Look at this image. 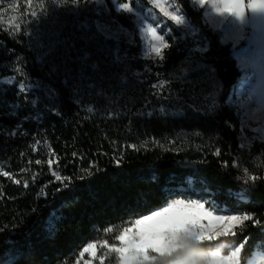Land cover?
Wrapping results in <instances>:
<instances>
[{
    "label": "trees",
    "instance_id": "1",
    "mask_svg": "<svg viewBox=\"0 0 264 264\" xmlns=\"http://www.w3.org/2000/svg\"><path fill=\"white\" fill-rule=\"evenodd\" d=\"M104 1L109 17L134 29ZM176 1L205 48L172 29L163 59L149 60L137 38L116 44L100 35L84 0H0V76L34 86L0 87V261L14 250L16 264H76L87 244L117 247L135 219L179 197L251 217L218 238L243 245L240 264L264 249V142L242 145L227 102L242 73L202 12ZM188 175L203 191H185ZM52 213L63 218L49 234ZM150 256L143 264L173 261L172 253ZM98 258L120 263L106 250Z\"/></svg>",
    "mask_w": 264,
    "mask_h": 264
},
{
    "label": "rangeland",
    "instance_id": "2",
    "mask_svg": "<svg viewBox=\"0 0 264 264\" xmlns=\"http://www.w3.org/2000/svg\"><path fill=\"white\" fill-rule=\"evenodd\" d=\"M84 1H86L94 9L95 14L98 16L96 20V28L100 35L107 40H112L116 44L121 42L131 44L134 42L135 38H137L140 43V54L145 59L154 60L159 58L150 51L151 46L153 44H158L159 41L149 35L147 30V27L149 26L156 30L157 36L164 37V43H166L165 38L168 35H172V29H174L183 39L189 38L194 42H199L200 44H198V46H200V51H203L205 48L206 43L204 42L201 44L197 29L187 19L184 11L176 0H166V4L171 6V11H175L177 15L182 18V23L179 25H175L171 21L167 20V18L163 17L159 13L158 9H155L148 4V0H143L144 3L140 0H111L115 12L128 17L132 21L134 26L133 30L122 27L109 17V9L107 8L104 0ZM187 1L190 3L192 9L202 12L204 23L214 32V34L217 35L220 42L225 45H231L232 55L242 73L239 82L227 99V102L236 110V113L241 121L242 145L244 147H248L253 141L264 142V62L263 64H260L261 67H257L254 60L258 50L264 49V11H252L250 9H246L244 14L240 17L232 15L221 16L214 12L210 4H208V0H206L203 7L198 5L196 0ZM245 2H247V0H245ZM122 4H127L133 9V11L130 13L125 12L122 8H120V5ZM163 50L164 49H162V52ZM122 56L124 57L123 54H119L118 60H122ZM12 86H15L17 90L22 93H29L30 90L34 88L33 85L18 84L13 77L0 76V87L3 88ZM1 174L3 176H7L6 172H2ZM181 199H184L185 202H204L200 199H186L183 197L173 199L170 202H175L176 200ZM167 204L164 207H166ZM162 208L158 210H161ZM206 210L211 209L206 206ZM214 214L222 213L214 212ZM225 215L244 216L240 213H230ZM242 222H234L229 234H232L233 230ZM133 223L134 221L126 228H131ZM124 229L121 231V234ZM118 242L119 245L117 247H110L105 243L87 244L81 252L76 264L102 263L103 258H98V254L102 250L116 253L120 259L119 264H124L121 254L115 251V249L122 247L119 239ZM175 247L176 241L172 245L171 251L167 254L157 255H170L173 253ZM226 248L227 247L225 246H221L212 251L203 252L204 264H226V258L230 256L232 251L230 248L228 249V252L224 253ZM257 252L258 251L254 252L252 258L247 264H255V256ZM239 258L240 255L238 257V264H240ZM152 261H154V259L149 254L148 259L143 263ZM170 264H172V262Z\"/></svg>",
    "mask_w": 264,
    "mask_h": 264
},
{
    "label": "snow or ice",
    "instance_id": "3",
    "mask_svg": "<svg viewBox=\"0 0 264 264\" xmlns=\"http://www.w3.org/2000/svg\"><path fill=\"white\" fill-rule=\"evenodd\" d=\"M29 4L31 0H28ZM80 0H71L72 4L79 3ZM196 3L203 7L206 0H196ZM153 8L158 9L159 13L171 21L175 25L182 23V18L175 11L170 10V5L166 4V0H148ZM208 4L212 7L217 15H232L240 17L246 9L252 11H264V0H208ZM125 12H132L133 9L127 4L120 5ZM35 16V13H32ZM149 35L159 41L158 44H153L150 51L156 57L163 59L162 49L168 47L164 43L163 36H157L156 30L152 27H147ZM156 85L153 86L155 88ZM163 98V97H161ZM18 133H10L16 135ZM26 134V133H25ZM40 161H37L39 163ZM57 180L61 177L55 171L52 173ZM154 179H157L154 177ZM175 176H170L167 183L174 184ZM186 192L203 191L205 185L201 178L193 175L184 177L181 181ZM199 185V188L197 187ZM44 191V189H41ZM232 195V193H229ZM238 197L243 198V193H237ZM190 199V197H186ZM203 199V197H201ZM217 211L218 205H214ZM57 217L56 213L50 214L46 221V230L49 234L53 225L62 219ZM249 216H235L225 214H214L212 210H206L204 202H185L184 199L170 202L161 210L153 211L150 215H144L142 218L135 219L131 228H125L118 239L122 247L115 249L121 254L124 264H143L148 259L149 254L164 255L171 251V247L179 237L184 234L194 237L199 242L214 241L226 244L232 249L230 256L226 258V264H238V257L242 251L243 245L233 247L231 241L221 242L218 238L227 237L233 227L234 222H242L249 220ZM87 250V249H86ZM20 255L19 252L10 250L5 254L3 261L0 264H16V259ZM255 264H264V249L256 253Z\"/></svg>",
    "mask_w": 264,
    "mask_h": 264
},
{
    "label": "clouds",
    "instance_id": "4",
    "mask_svg": "<svg viewBox=\"0 0 264 264\" xmlns=\"http://www.w3.org/2000/svg\"><path fill=\"white\" fill-rule=\"evenodd\" d=\"M172 255V264H204V253L200 242L188 235L182 234L179 237Z\"/></svg>",
    "mask_w": 264,
    "mask_h": 264
},
{
    "label": "bare ground",
    "instance_id": "5",
    "mask_svg": "<svg viewBox=\"0 0 264 264\" xmlns=\"http://www.w3.org/2000/svg\"><path fill=\"white\" fill-rule=\"evenodd\" d=\"M254 60H255L256 66L261 67L260 64H263V62H264V49L258 50V53H257L256 57H254Z\"/></svg>",
    "mask_w": 264,
    "mask_h": 264
}]
</instances>
